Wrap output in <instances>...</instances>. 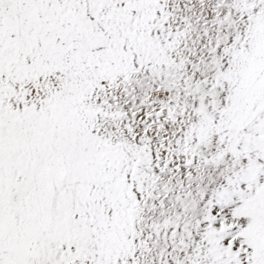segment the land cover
<instances>
[{
	"label": "snow or ice",
	"instance_id": "obj_1",
	"mask_svg": "<svg viewBox=\"0 0 264 264\" xmlns=\"http://www.w3.org/2000/svg\"><path fill=\"white\" fill-rule=\"evenodd\" d=\"M0 264H264V0H0Z\"/></svg>",
	"mask_w": 264,
	"mask_h": 264
}]
</instances>
